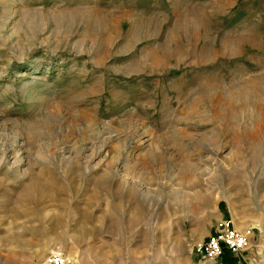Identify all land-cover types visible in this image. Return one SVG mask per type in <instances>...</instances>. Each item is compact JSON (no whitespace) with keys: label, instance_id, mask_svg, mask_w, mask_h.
<instances>
[{"label":"rangeland","instance_id":"374dc122","mask_svg":"<svg viewBox=\"0 0 264 264\" xmlns=\"http://www.w3.org/2000/svg\"><path fill=\"white\" fill-rule=\"evenodd\" d=\"M222 219L264 264V0H0V264H211Z\"/></svg>","mask_w":264,"mask_h":264},{"label":"built area","instance_id":"2783aa9c","mask_svg":"<svg viewBox=\"0 0 264 264\" xmlns=\"http://www.w3.org/2000/svg\"><path fill=\"white\" fill-rule=\"evenodd\" d=\"M247 235L238 231L232 220L218 221L206 243L197 247L196 253L211 264H218L227 254L239 257L249 250ZM37 264H79L76 259L62 249L51 250Z\"/></svg>","mask_w":264,"mask_h":264},{"label":"trees","instance_id":"16d2710c","mask_svg":"<svg viewBox=\"0 0 264 264\" xmlns=\"http://www.w3.org/2000/svg\"><path fill=\"white\" fill-rule=\"evenodd\" d=\"M229 261V260H228Z\"/></svg>","mask_w":264,"mask_h":264}]
</instances>
